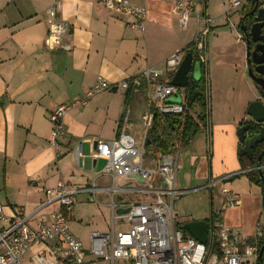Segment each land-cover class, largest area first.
Instances as JSON below:
<instances>
[{
	"label": "crops",
	"instance_id": "obj_1",
	"mask_svg": "<svg viewBox=\"0 0 264 264\" xmlns=\"http://www.w3.org/2000/svg\"><path fill=\"white\" fill-rule=\"evenodd\" d=\"M54 1L0 0V200L9 211L22 208L24 214H29L44 200V189L62 180L68 190L75 192L74 205L77 202L94 204L100 211L109 212L110 228L102 232L92 230L89 235L92 232L107 233L112 228L111 202L120 207L152 203L156 199L155 194L145 192L148 183L138 176L112 183L101 173L105 160L93 157L94 141L112 142L118 138L123 110L129 108L127 132L137 145L144 146L143 165L153 168L157 162L158 152L144 145L148 131L143 120L151 112L146 90L130 87L121 91L114 85L137 76L146 68H162L164 61L176 50L187 53L186 48L192 44L194 35L192 40L178 38L175 32L179 27L178 15L173 11L175 0H127L132 5L146 8L142 30L130 28L133 17L110 13L93 0H61L57 19L69 24L65 43L70 50H49L45 44L49 34L47 9ZM189 1L193 5V13L196 9L199 13L194 19L192 15L189 21V24L191 21L196 24L197 29L198 16L206 15L211 19L207 4H211L212 0ZM243 1L245 5L231 12L238 16L239 22L248 4V0ZM259 1L264 7V0ZM231 2L221 1L224 13L229 10ZM211 20L213 26L209 33L213 28L224 25L223 21L215 24L216 20ZM225 31L217 29L212 32L214 42ZM236 31L234 43L237 47L228 69L221 68L222 72L216 75L209 69L208 33L205 72L202 74V65L195 64L193 73L189 75L194 81L205 77L206 88L209 85L207 124L211 163L207 173L202 170L206 160L195 156L192 143L189 160L194 179H210L213 175L225 177L245 171L239 162L237 129L248 121L247 106L259 100L260 94L246 73L245 36L238 26ZM222 48L221 44L218 45V49ZM172 76V73L165 72L158 82L170 81ZM98 78L108 81L112 87L86 99L87 91ZM84 99L86 102L83 105L66 111L62 119L64 135L52 146L49 142L50 113L61 104ZM178 100L177 96L172 98L173 102ZM77 145L80 146L81 157L76 160L73 150ZM152 182L157 185L156 175ZM92 186L96 189L94 194L87 191ZM121 188L130 190L121 192ZM229 189L239 201L237 207L223 208L221 190L214 199L212 189L209 190L210 199L212 205L215 201L216 209H211L207 216L189 218L183 225L190 221H205L210 228L211 222H220L227 228L238 230L250 244L255 239L256 226L263 210L261 184L258 187L250 180L234 182ZM71 213L67 217L68 230L77 240L70 231ZM117 213L122 214L123 209L119 208ZM74 216L80 224L82 215L76 213ZM116 223L121 225L119 231L128 228L124 220L118 219L114 221V230ZM187 235L191 236L188 232ZM77 241L82 246L86 261L109 264L93 259L89 252L90 244L84 247ZM116 264L131 263L121 261Z\"/></svg>",
	"mask_w": 264,
	"mask_h": 264
},
{
	"label": "built area",
	"instance_id": "obj_2",
	"mask_svg": "<svg viewBox=\"0 0 264 264\" xmlns=\"http://www.w3.org/2000/svg\"><path fill=\"white\" fill-rule=\"evenodd\" d=\"M101 4L110 13H122L133 17L130 28L142 30L146 20V8L132 5L127 0H93ZM243 0H232L225 16L245 5ZM61 0H55L47 9L49 34L45 44L49 50L55 48L69 51L65 43L69 34V24L58 20ZM173 11L178 15L179 27L186 31L193 15V5L189 0H175ZM213 26V21L200 15L197 17V29L192 41L193 63L206 64V38ZM185 51L176 50L165 61L162 68H146L137 76L114 85L121 91L144 88L148 94L150 110L159 115L182 114L185 111V88L158 82L165 72L172 73L180 65ZM112 87L108 81L98 78L87 91L86 99L107 91ZM178 97L177 102L172 98ZM86 99L71 104L57 106L49 115L51 123L49 142L56 145L64 135L63 116L76 105H83ZM130 118L129 108H125L120 122L118 138L112 142L94 141V158L105 160L102 175L112 183L118 179L138 176L148 183L146 193L156 195L152 203L126 204L117 207L112 202V228L107 233L92 232L89 235V252L93 259L104 260L109 264L129 262L131 264H255L258 259V248L248 244L246 238L238 231L225 227L220 222H211L205 244L197 242L191 236L175 227V216L172 212L174 198V181L180 170V140H176V150L171 154L157 155L153 168L143 165L141 159L145 154L143 144L137 145L127 132ZM153 114L150 112L143 120L146 131L152 126ZM77 160L81 157L80 146L73 150ZM264 172V163H261ZM256 171V168L251 169ZM250 169L246 172L251 171ZM157 176L154 185L153 176ZM233 176L219 178L206 186L213 187L224 183ZM95 188L87 189L94 194ZM130 189L121 188L125 192ZM74 191H70L64 181L59 180L53 187L44 189V200L29 214L22 208L7 210L0 204V264H22L21 259L28 251L30 264H95L83 257L81 244L68 231V215L74 205ZM224 197L223 208H234L239 201L228 190L221 189ZM165 196V199L162 198ZM119 208L123 209L118 214ZM264 220V209L262 210ZM121 219L128 224L126 230L116 232L114 221ZM264 221L257 223L255 239L263 236ZM217 249V252L214 251Z\"/></svg>",
	"mask_w": 264,
	"mask_h": 264
},
{
	"label": "rangeland",
	"instance_id": "obj_3",
	"mask_svg": "<svg viewBox=\"0 0 264 264\" xmlns=\"http://www.w3.org/2000/svg\"><path fill=\"white\" fill-rule=\"evenodd\" d=\"M222 0H212V3L207 4L210 6V18L215 21V24L219 23L220 21H223V26L221 27H215L213 30H211V33L216 31L217 29H225V33L219 37L218 40L214 42L213 33H209V57H208V63H209V69L213 71V74H219L221 73V68H229V64L232 63L234 52L236 50V44L234 43L235 37H237V26L239 25L238 16L235 14H231L230 17L225 16L223 6L221 4ZM225 8L227 6L225 5ZM252 9V3L249 2L247 4V8L245 10V14L251 12ZM197 11V9H196ZM193 13L192 18L194 19L196 15L199 13ZM221 19V20H220ZM196 24L192 23V21L189 24L188 31H183L180 27L175 29V32L178 36V38L181 39H190L192 40V35H195L196 33ZM241 32V30H240ZM194 38V37H193ZM221 44V47H224L222 49H218V45ZM235 44V45H234ZM245 47V43H243ZM236 46V47H235ZM218 63L216 64L215 62ZM229 63V64H228ZM202 74L205 72V66L202 65ZM224 71V70H223ZM216 72V73H215ZM219 72V73H218ZM193 73V71H192ZM224 73V72H223ZM190 75V74H189ZM208 79V75H207ZM203 80H206L205 77ZM216 80V79H215ZM208 84V80H207ZM209 86V85H208ZM206 88L205 96L206 101L209 102V88ZM207 128L204 130H201L197 134L194 135L192 140L187 144L180 148L179 150V163L183 166L182 170H179L176 175V184L177 188L174 189V198H173V204H172V212L173 214H176L175 217V227L182 231V228L184 227L185 220L189 218H195L199 216H207L211 209L215 210V201L213 200V205L211 204L212 201L210 199V193L209 189L206 188V186L210 183L216 182L219 178H221L223 175L220 176H214L212 178L207 179H194L193 177V169L190 165L189 156L192 154V143H194L195 147V156L201 160V157H204L206 162L203 166L202 170H209L211 159H210V141L209 140V129ZM245 171H240L239 173L232 175L233 177L227 180L224 183L218 184L215 188H213V198L215 199L216 196H218L217 192L221 189H226L230 191L229 185L231 183H239V182H245L249 181V176ZM225 177H228L224 175ZM155 178V177H154ZM239 181V182H237ZM256 184V183H255ZM258 187H260L259 184H256ZM178 190V191H177ZM215 196V197H214ZM162 198L165 199V196L162 195ZM0 199L2 200V196L0 195ZM0 200V204L2 206H5V203ZM78 200V199H77ZM76 213L82 215V220L78 222L75 219L74 214ZM106 213H108V216H106ZM72 217H70V231L73 233V235L79 240L84 247L90 244L89 241V232L92 230L95 231H105L108 230L111 226L110 224V216L109 212L106 211H100L96 205H83L79 204L77 202L72 211ZM69 220V219H68ZM75 220V221H74ZM263 215L262 212L260 214L259 223H263ZM77 222V224H76ZM121 224V223H119ZM115 231L118 232L121 229V225H118L116 223L115 225ZM69 231V230H68ZM32 251H28L24 257L21 259L22 264H30L29 257L31 256ZM222 264V263H219Z\"/></svg>",
	"mask_w": 264,
	"mask_h": 264
},
{
	"label": "water",
	"instance_id": "obj_4",
	"mask_svg": "<svg viewBox=\"0 0 264 264\" xmlns=\"http://www.w3.org/2000/svg\"><path fill=\"white\" fill-rule=\"evenodd\" d=\"M254 2V8L250 13L253 14V11H256L253 18V22L256 23L250 27V39L246 35L245 26H242V32L246 39V73L248 78L259 90L260 99L249 103L246 109L248 121L237 129V137L240 144L238 156L247 157L248 159L252 158L253 151L256 147L264 143V44H262L264 38L254 37L255 33H259L261 28H264V7H257L259 0H254ZM250 42L255 43L254 47H250ZM195 67L192 53H185L168 84L178 88H186L189 83V74L194 71ZM263 158L264 149L257 155L254 168H256L255 172L261 184L262 207L264 209V176L260 168ZM184 228L197 242L202 244L206 243L209 229L207 222L190 221L185 223ZM261 252L259 251L258 257L261 256Z\"/></svg>",
	"mask_w": 264,
	"mask_h": 264
},
{
	"label": "trees",
	"instance_id": "obj_5",
	"mask_svg": "<svg viewBox=\"0 0 264 264\" xmlns=\"http://www.w3.org/2000/svg\"><path fill=\"white\" fill-rule=\"evenodd\" d=\"M252 3V9L254 8V0H248L247 3ZM263 4L258 3V8ZM253 14L246 13L243 15L239 22V29L242 32V26H247L248 20L253 21L255 16ZM264 21V18H263ZM244 35V33L242 32ZM187 52H192V46L186 48ZM206 84L203 79L194 81L189 78L188 86L184 89L185 92V111L182 114H162L159 115L154 109H151L153 114L152 126L149 129L146 139L145 147L154 148L156 152L161 154H171L176 150V140H180V148L187 145L195 134L207 128V99L205 96ZM244 124V123H243ZM242 125V124H241ZM260 149L253 151L251 159L247 157H239L240 166L243 170L252 169L255 164V159L259 154ZM264 163V158L262 159ZM249 176V180L259 184L260 180L255 171L246 172ZM264 176V172H263ZM182 232L187 234L185 228H182ZM250 244H255L258 248V252H261V256L258 257L255 264H264V233L260 238L253 239ZM217 252V249H214Z\"/></svg>",
	"mask_w": 264,
	"mask_h": 264
},
{
	"label": "flooded vegetation",
	"instance_id": "obj_6",
	"mask_svg": "<svg viewBox=\"0 0 264 264\" xmlns=\"http://www.w3.org/2000/svg\"><path fill=\"white\" fill-rule=\"evenodd\" d=\"M255 23H256V22H255ZM255 23H254L253 21L251 22V21L248 20L247 26H245V28H246V35H247V37H248L249 39H250V33H249V31H250V27H251V25H253V24H255ZM254 37H257V38H264V28H261V30H260L259 33H255V34H254ZM262 44H264V42H263ZM254 45H255V43L250 42V47H251V48L254 47ZM258 148L260 149V151L263 150V149H264V143H262L260 146L256 147V149H255L254 151H256Z\"/></svg>",
	"mask_w": 264,
	"mask_h": 264
}]
</instances>
